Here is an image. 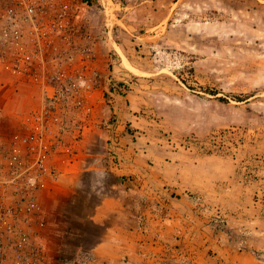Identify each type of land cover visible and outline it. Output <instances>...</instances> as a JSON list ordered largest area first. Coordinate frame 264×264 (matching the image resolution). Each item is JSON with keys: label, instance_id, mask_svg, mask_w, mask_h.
I'll return each instance as SVG.
<instances>
[{"label": "rangeland", "instance_id": "374dc122", "mask_svg": "<svg viewBox=\"0 0 264 264\" xmlns=\"http://www.w3.org/2000/svg\"><path fill=\"white\" fill-rule=\"evenodd\" d=\"M44 17L57 24L49 56L77 92L53 101L16 86L33 89L20 103L22 119L42 106L59 114L61 159L73 158L41 199L43 264H144L135 256L147 260V241L142 251L127 241L139 252L125 257L95 250L104 228L93 218L117 193L124 178L111 169L123 159H135L152 185L166 170L188 174L197 164L214 174L221 195L190 200L208 207V226L225 244L264 261V0H56ZM19 127L0 129V138ZM97 170L106 174L102 186ZM137 174L127 187L141 183Z\"/></svg>", "mask_w": 264, "mask_h": 264}, {"label": "built area", "instance_id": "2783aa9c", "mask_svg": "<svg viewBox=\"0 0 264 264\" xmlns=\"http://www.w3.org/2000/svg\"><path fill=\"white\" fill-rule=\"evenodd\" d=\"M55 1L0 0V69L14 87H36L53 101L77 92L74 84L63 83L71 76L57 73L58 57L49 56L55 45L47 34L57 24L48 26L44 14ZM49 65L55 73H47ZM19 126L20 132L0 138V264H43L41 199L61 162L72 157L61 159L60 116L52 109L31 111Z\"/></svg>", "mask_w": 264, "mask_h": 264}, {"label": "crops", "instance_id": "0c3cea01", "mask_svg": "<svg viewBox=\"0 0 264 264\" xmlns=\"http://www.w3.org/2000/svg\"><path fill=\"white\" fill-rule=\"evenodd\" d=\"M32 90L14 87L7 73L0 69V129L10 132L21 124L20 114L25 111L22 102L31 97L28 93ZM129 160L134 163L135 159ZM129 160L123 159L119 169H111L114 176L124 179L114 186L118 190L113 197L102 200L93 218V222L104 228V237L96 251L107 252L104 255L107 256L115 250L116 254L125 257L132 252L127 241L141 251L147 241L151 250L147 260H144L143 252H132H139L135 257L144 264H176L177 261L181 264L186 260L190 264H264L263 259L255 257L251 251L237 250L232 244H225L223 234L208 226L205 218L208 207L190 200L194 193L221 195L220 182L214 174L205 175L204 169L199 170L200 164H197L196 170H190L191 174L176 169L166 170L165 174L156 177L158 180L152 185L145 179L148 173L138 171ZM132 173H138L134 181L139 180L142 184L125 185ZM60 190L59 184L58 194ZM226 191L231 193L232 189L227 188ZM110 202L115 204L113 212L107 210ZM118 264H125V261Z\"/></svg>", "mask_w": 264, "mask_h": 264}, {"label": "clouds", "instance_id": "9594fccd", "mask_svg": "<svg viewBox=\"0 0 264 264\" xmlns=\"http://www.w3.org/2000/svg\"><path fill=\"white\" fill-rule=\"evenodd\" d=\"M105 173L103 170H97L95 173H94V178H93V181H94V184L96 186H102L103 184V180L105 178Z\"/></svg>", "mask_w": 264, "mask_h": 264}, {"label": "trees", "instance_id": "16d2710c", "mask_svg": "<svg viewBox=\"0 0 264 264\" xmlns=\"http://www.w3.org/2000/svg\"><path fill=\"white\" fill-rule=\"evenodd\" d=\"M85 2H86L88 5H94V4H95V0H85Z\"/></svg>", "mask_w": 264, "mask_h": 264}, {"label": "bare ground", "instance_id": "6f19581e", "mask_svg": "<svg viewBox=\"0 0 264 264\" xmlns=\"http://www.w3.org/2000/svg\"><path fill=\"white\" fill-rule=\"evenodd\" d=\"M110 1V0H109Z\"/></svg>", "mask_w": 264, "mask_h": 264}]
</instances>
